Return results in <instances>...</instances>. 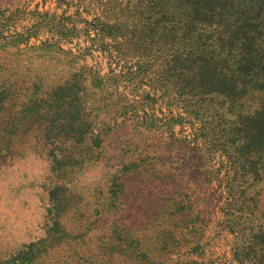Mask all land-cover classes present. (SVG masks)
<instances>
[{"label":"rangeland","instance_id":"374dc122","mask_svg":"<svg viewBox=\"0 0 264 264\" xmlns=\"http://www.w3.org/2000/svg\"><path fill=\"white\" fill-rule=\"evenodd\" d=\"M228 2L211 4L235 24ZM145 3L0 0V264H264V121L237 118L264 97L214 117L159 88L94 21L126 33L160 12ZM73 74L93 131L79 147L45 135L47 93Z\"/></svg>","mask_w":264,"mask_h":264},{"label":"trees","instance_id":"16d2710c","mask_svg":"<svg viewBox=\"0 0 264 264\" xmlns=\"http://www.w3.org/2000/svg\"><path fill=\"white\" fill-rule=\"evenodd\" d=\"M169 1L143 0L152 9L159 6L160 12L140 16L138 24L141 27L135 25L126 33L123 32L126 28L117 21L113 24L98 19L94 21L102 39L128 35V44L136 45L135 51L141 58H147L153 66L157 65L156 85L170 89L184 107L197 108L207 114L211 112L217 117L219 108H224L226 113L235 111L251 91L263 98L264 0H241L242 12L235 24L226 15L225 6L212 5V0H174L176 4L172 6ZM223 1L229 4L228 0ZM61 30L67 29L62 25ZM101 47L104 49L106 46L101 44ZM120 48L117 47L118 55L123 59L132 54L128 45ZM72 79L57 85L51 95L47 93L48 99L52 100L48 110L53 108L55 115L49 121L45 135H49L48 140L52 135L53 142L72 141L79 147L93 131L88 117L83 114L80 94L85 86L80 84L76 74ZM40 81L32 83L34 94L43 87ZM2 102L3 96L0 95V105ZM30 103L39 108L32 100ZM41 103L45 101L41 100ZM237 115L240 121H264V101L253 114ZM226 130L232 132L230 128ZM93 143L98 145L95 139ZM254 150H259V147ZM260 170L261 167L257 168L258 173ZM170 201L172 197L165 196L161 206H168ZM180 203L172 204L180 206Z\"/></svg>","mask_w":264,"mask_h":264}]
</instances>
